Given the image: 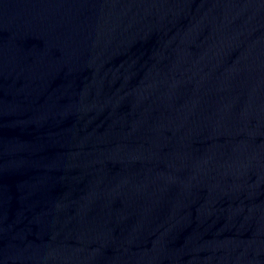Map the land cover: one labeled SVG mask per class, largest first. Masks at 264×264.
Returning <instances> with one entry per match:
<instances>
[{
	"label": "water",
	"instance_id": "95a60500",
	"mask_svg": "<svg viewBox=\"0 0 264 264\" xmlns=\"http://www.w3.org/2000/svg\"><path fill=\"white\" fill-rule=\"evenodd\" d=\"M0 264H264V0H0Z\"/></svg>",
	"mask_w": 264,
	"mask_h": 264
}]
</instances>
